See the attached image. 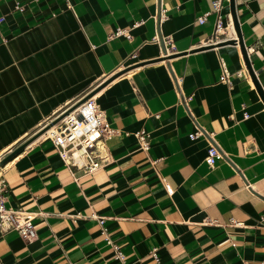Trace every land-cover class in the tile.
Instances as JSON below:
<instances>
[{"label":"crops","instance_id":"1","mask_svg":"<svg viewBox=\"0 0 264 264\" xmlns=\"http://www.w3.org/2000/svg\"><path fill=\"white\" fill-rule=\"evenodd\" d=\"M235 8L253 74L210 44L235 38L230 0L218 34L214 0H0V153L24 145L0 172L37 233L0 228L3 264H264V0ZM87 92L117 132L75 179L38 132Z\"/></svg>","mask_w":264,"mask_h":264},{"label":"built area","instance_id":"2","mask_svg":"<svg viewBox=\"0 0 264 264\" xmlns=\"http://www.w3.org/2000/svg\"><path fill=\"white\" fill-rule=\"evenodd\" d=\"M222 0H214V7L218 11L216 20V34L223 28L222 16L219 13ZM205 16L198 17V21L203 22ZM125 34L124 29H118L114 35ZM226 38H221L216 41H224ZM239 45V44H238ZM168 54L169 51H168ZM222 74L220 79L229 82V71L223 58L220 57ZM242 74L241 70L238 71ZM264 90V86H262ZM83 108L79 111L72 110L50 127V133L47 137L52 141L59 156L70 169L75 179L77 170L83 174H88L97 171L105 166L110 157L107 152L106 140L111 138L116 132L115 129L106 119L102 110L96 101L94 95L88 97L82 102ZM139 145L144 150L149 148L148 134L145 131L137 132ZM204 136V130L201 127L190 134L191 138ZM5 153V152H4ZM4 153H0V160L4 158ZM222 153L217 146L210 143L207 149L205 161L209 165H214L216 160L222 158ZM168 193H172L173 189L169 184H166ZM7 183L0 172V228L3 230H15L25 240H31L36 237V228L34 225L35 214L22 209L9 208L6 205ZM102 220V218H100ZM115 256L123 259V253L118 247L113 244ZM123 261V260H122ZM0 264H3L0 259Z\"/></svg>","mask_w":264,"mask_h":264},{"label":"water","instance_id":"3","mask_svg":"<svg viewBox=\"0 0 264 264\" xmlns=\"http://www.w3.org/2000/svg\"><path fill=\"white\" fill-rule=\"evenodd\" d=\"M230 10H231V16H233V23H234V28H235L237 36L235 38H232V39L227 40V41L229 42V44H239L240 49H241V53H243V55H244L246 65H247L249 71L252 72V74H253L254 72L251 71V69H250V64L248 61V53H246V48H245L243 36L240 34L238 17L236 16L235 0H230ZM159 42H160V46H161L163 54L169 55L168 50L165 46V43H164V40H163V37L161 34H159ZM254 80H255L256 89L259 91V94H260V96L264 102V90L262 89V86L260 85V83L255 79V77H254ZM90 96H91V94H89V96H85V98H83L82 101H85ZM61 118H57V120H55L54 123H57ZM23 147H24V145L18 146V148H16V150H14V152H11V154H8L4 158H2L0 160V166L3 165L6 161H8L15 153L20 151Z\"/></svg>","mask_w":264,"mask_h":264},{"label":"bare ground","instance_id":"4","mask_svg":"<svg viewBox=\"0 0 264 264\" xmlns=\"http://www.w3.org/2000/svg\"><path fill=\"white\" fill-rule=\"evenodd\" d=\"M230 29L232 30V27H231ZM232 37H236V35L233 34ZM228 39H229V38H228ZM228 39H224L225 41H224L223 43H225V44H229V42L226 41V40H228ZM219 42H220V41H216V42H212V43H210V44H211V46H215V47H216V46L218 45ZM87 93H88V92H87ZM87 93H86V94H87ZM89 94H91V93H88L87 95L84 94V95L80 96L75 102H73L72 104L68 105V106L65 107L63 110H61L55 118H53L50 122H48L47 124H45V125L43 126V128H41V130L38 132V133H39L38 135H40L41 133H42V134H41L42 137L48 135V134L50 133V130H51L50 127H52L53 123L55 122V120H57V118H61V117H63L64 114L69 113V112H71L72 110H75V111H79V110H81V109L83 108V104H82L83 101H82V100H83V98H85L84 96H89ZM17 148H18V147H17ZM15 150H16V149H15ZM11 152H14V150H12ZM11 152H9L8 154H11ZM8 154H6L5 156H7ZM12 159H13V157L10 158L8 161H6V162L4 163V165H1V166H0V171H1V169H2L5 165L9 164V163L12 161Z\"/></svg>","mask_w":264,"mask_h":264}]
</instances>
